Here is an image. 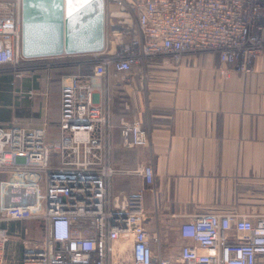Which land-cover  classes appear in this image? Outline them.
I'll return each instance as SVG.
<instances>
[{"label":"built area","instance_id":"built-area-1","mask_svg":"<svg viewBox=\"0 0 264 264\" xmlns=\"http://www.w3.org/2000/svg\"><path fill=\"white\" fill-rule=\"evenodd\" d=\"M19 2L16 9L0 2V66L16 77L21 59H30L22 53ZM104 3L105 34L109 27L118 43L90 72L62 76L57 137L48 139L46 120L0 125V222L40 219L44 226L41 242H24L22 264H264V215L182 219L177 231L188 241L176 255L160 251V236L145 225L143 191L111 190L115 174L137 172L150 184L154 171L150 164L135 170L114 165L108 82L158 54L179 62L185 52L218 53L224 77L231 58L242 54L240 67L250 71L264 52V0ZM119 127L123 146L149 143L141 120L122 118ZM10 239L0 226V264Z\"/></svg>","mask_w":264,"mask_h":264},{"label":"crops","instance_id":"crops-1","mask_svg":"<svg viewBox=\"0 0 264 264\" xmlns=\"http://www.w3.org/2000/svg\"><path fill=\"white\" fill-rule=\"evenodd\" d=\"M243 59L234 55L224 77L218 53L185 52L179 62L171 54H158L147 57L141 68L108 78L113 163L132 170L150 164L154 171L150 184L137 172L115 174L111 190L143 191L145 225L160 236L162 253L176 255L188 241L177 231L182 219L210 213L264 215V52L248 72L240 67ZM39 85L32 73L19 78L0 66V125L22 121L24 94L31 112L45 109L34 96ZM122 118L141 120L149 143L123 146ZM23 222L0 226L20 237ZM22 252L21 243L10 240L4 264H22Z\"/></svg>","mask_w":264,"mask_h":264},{"label":"water","instance_id":"water-1","mask_svg":"<svg viewBox=\"0 0 264 264\" xmlns=\"http://www.w3.org/2000/svg\"><path fill=\"white\" fill-rule=\"evenodd\" d=\"M25 57L99 52L105 47L104 0H22Z\"/></svg>","mask_w":264,"mask_h":264},{"label":"rangeland","instance_id":"rangeland-1","mask_svg":"<svg viewBox=\"0 0 264 264\" xmlns=\"http://www.w3.org/2000/svg\"><path fill=\"white\" fill-rule=\"evenodd\" d=\"M2 3H6L10 8L16 9L18 0H0ZM20 11L22 13V0H20ZM118 42L111 36V30L106 28V46L101 53L87 52V53H75V54H62L57 56L35 57L30 59H21L20 68L21 76L23 78L25 74H34L39 78V93L34 95L41 106L45 109H38V113L32 111L30 108V100L24 94L23 99V123H41L42 120L48 122L50 134L48 139H55L57 137L56 131H58V112L60 105V91H61V78L65 74L70 73H87L90 72L94 65L101 61L104 56L113 52ZM104 52V53H102ZM100 54V55H99ZM106 54V55H104ZM15 73V72H14ZM111 92V91H110ZM43 111V112H42ZM38 116V117H36ZM4 177L3 173H0V178ZM25 232L20 237L12 236L11 241L15 239L21 243L22 250L24 251V242L28 244L30 242H41L43 239V222L40 219H28L23 222ZM18 229V226H17ZM23 254V252H22ZM22 263V261H21Z\"/></svg>","mask_w":264,"mask_h":264},{"label":"trees","instance_id":"trees-1","mask_svg":"<svg viewBox=\"0 0 264 264\" xmlns=\"http://www.w3.org/2000/svg\"><path fill=\"white\" fill-rule=\"evenodd\" d=\"M11 70V69H10Z\"/></svg>","mask_w":264,"mask_h":264}]
</instances>
